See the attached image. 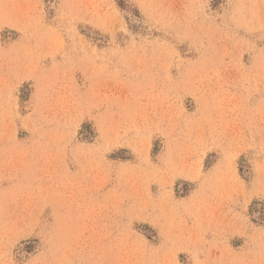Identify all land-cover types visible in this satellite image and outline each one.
<instances>
[{
  "label": "rangeland",
  "instance_id": "1",
  "mask_svg": "<svg viewBox=\"0 0 264 264\" xmlns=\"http://www.w3.org/2000/svg\"><path fill=\"white\" fill-rule=\"evenodd\" d=\"M0 264H264V0H0Z\"/></svg>",
  "mask_w": 264,
  "mask_h": 264
}]
</instances>
